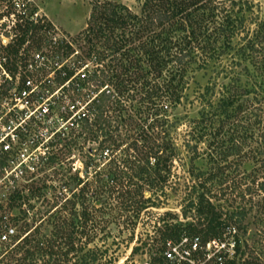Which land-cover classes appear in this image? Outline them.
Masks as SVG:
<instances>
[{
  "label": "rangeland",
  "instance_id": "rangeland-1",
  "mask_svg": "<svg viewBox=\"0 0 264 264\" xmlns=\"http://www.w3.org/2000/svg\"><path fill=\"white\" fill-rule=\"evenodd\" d=\"M21 1L29 11L39 12L55 35L64 40V47L58 52V45L52 44L51 35L39 31L34 39L37 43L26 41L32 51L67 53L66 56H69L71 52L66 50L69 46L74 53L78 52L79 60L84 62H90L96 54H102L103 58L106 52V48L101 45L103 42L95 40L93 46L88 42L90 36L85 33L93 8L91 0ZM108 2L142 16L146 0H99L101 4ZM260 2V16L264 21V0ZM251 28L256 29L254 26ZM260 34L264 40V31ZM17 35L18 38L21 36L20 30ZM253 37H256L255 34ZM256 42L263 59L264 41L256 39ZM237 43L239 40L235 39L234 44ZM89 49L93 52L87 57ZM233 54L231 52L224 61L227 72H230ZM109 60L104 61V70H108L111 64ZM196 68L193 66L188 72V86L181 102H167L169 109H159L161 113L154 119L146 111L143 113L145 108L138 100L134 102L133 112L123 113L127 115L123 120L116 117L120 116L119 106L114 113L109 114L117 121L115 127H119L113 141L121 143L118 150L106 144L109 154H112L110 165L111 159H104L103 149L95 141L96 135L79 130L72 135L73 139L56 142L52 149L54 156L41 164L37 174L28 176L26 182L10 189L4 186L5 181H1L0 216H3V227L0 228V234L5 228H13L16 230V240L14 238L8 245L0 243V264H128L140 260L143 256L141 251L145 249L141 244L147 234L153 239L156 237L158 245L164 241L161 233L156 232L158 228L164 229V224H178L186 233L193 234H198L204 228L200 226L198 220L201 217L195 211L182 216L183 211L188 210L185 208L188 201L184 199L192 193L195 197L204 196L213 207L215 218H219L222 223L216 237H221L228 227L236 229V264H264V143L260 138L264 134V81L259 84L261 80L256 79L259 73L251 66L250 75L243 71L244 66L236 68L241 86L249 85L250 89L253 83H257L256 89L246 95L250 96V105L253 107L245 104L248 111L247 108L238 111L233 114V119L226 117L224 120H213L212 113L223 112L219 110L218 104L224 96V87L237 84L230 73H220L221 67L202 71ZM158 81V85H164L161 79ZM207 88H210L209 92ZM130 104L125 101V106L129 107ZM249 108H253L252 115ZM232 109H229L230 114ZM157 118L158 123L154 122ZM249 132L254 135H248ZM165 135L178 149L170 185L166 187L171 194L169 205L143 211L139 218H135L132 212L125 210L124 201L116 199L118 193L126 195L127 189H118L113 195L110 191L103 194V181L107 180L111 186H115L113 180L118 176L112 174L118 170L116 166L122 164L120 168H123L122 161L129 164L144 162V148L150 145V137ZM131 175L135 174L126 172L124 180ZM78 179L84 181L90 195L95 192L97 195L102 194L101 204L91 198L93 200L85 207L81 200L77 203V199H74L72 204L65 207L62 199L57 200V197L59 200L60 197L70 199L73 193L78 195ZM145 190V196L149 197L151 189L146 187ZM39 193L41 197H36ZM18 194L21 199L14 202V196ZM205 205L202 203V207ZM168 212L177 218L167 217L161 221L159 216ZM73 221L80 228L79 240L74 242V248L69 241ZM82 223L84 227H80ZM73 237H77V234ZM18 244L20 251L17 253L14 248ZM134 248L141 250L132 253Z\"/></svg>",
  "mask_w": 264,
  "mask_h": 264
},
{
  "label": "trees",
  "instance_id": "trees-1",
  "mask_svg": "<svg viewBox=\"0 0 264 264\" xmlns=\"http://www.w3.org/2000/svg\"><path fill=\"white\" fill-rule=\"evenodd\" d=\"M91 1L93 8L85 33L90 36L89 43L92 44L95 40L103 42L101 45L106 48V52L103 58L102 54L94 55V63L98 67L89 81L97 87L95 92L100 89L104 91L91 103L92 121L85 120L81 131L96 135L95 141H98L103 149L104 159L108 157L110 160L112 157L106 144L113 146L115 150H118L121 144H116L118 140L113 141L119 127H115L117 121L109 115L117 110L116 107L119 106L120 110V116H116L117 119L123 120L127 117L123 113L133 112L134 102L138 100V103L145 108L143 113L146 111L147 115L151 114L154 119L161 113L159 109H169L167 102L170 104L181 102L182 94L188 86L187 78L191 67L197 66L196 69L199 71L212 68L218 70L221 67L222 72L220 73H226L227 66L224 65V61L231 52H234V59L229 65L230 72L227 73L232 75L237 86L224 87V96L218 104L219 110L223 112L212 113L211 117L213 120L216 118L224 120L223 118L226 117L233 119V114L245 111L247 108L245 104L251 106L250 96L246 95L256 89L257 83H253L250 89L249 85L241 86V78L235 70L244 66L243 71L250 75L249 66H251L256 73H259V75L256 74V79L261 80L259 84H262V80L264 81V58L260 57L256 42V39L264 41L260 34L264 31V21L260 16L262 9L260 0H146L142 16L134 15L127 8L111 2L101 4L99 0ZM252 26L256 29L252 30ZM42 30V28L29 27L21 29V36L16 45L9 50L10 55L13 57L18 55L26 41L37 43L34 40L35 34ZM235 39H238L239 43L234 44ZM241 41L243 43H240ZM63 47L64 43H60L57 51L59 52ZM66 50L73 53V49L69 46ZM92 52V49H89L87 57H90ZM109 58L111 64L107 67L108 70H104L103 63ZM164 74L165 77H163ZM158 79H161L164 85H158ZM213 90L214 88L211 91ZM209 91L210 88H207V92ZM125 101L131 103L129 107L125 106ZM163 101L165 102L162 103ZM229 109L233 110L231 114ZM249 109L252 115L253 108ZM154 122L158 123V118ZM251 127L252 125L248 128L249 131ZM94 128H96L95 131ZM251 133L249 132L248 135H254ZM260 138L264 143V134ZM71 139L73 138L68 140ZM159 140L162 141L159 142ZM144 149V162L137 161L132 164L125 161L120 162L123 163V168H120L122 164L116 166L118 170L112 174L118 176L113 180L116 182L115 186H111L107 180V183L103 181L102 184L103 194L110 191L113 195L118 189H127L126 195L118 193L116 199L124 201L125 210L132 212L135 218H139L143 211L160 209L169 205L171 194L168 193L166 187L170 185L175 159L178 158V149L166 135L157 138L150 137V145ZM112 161L111 159L108 165ZM4 164L5 160L0 158V172ZM126 172H132L135 175L124 180ZM85 186L84 181L78 179L76 188L80 193L77 195L71 192L73 194L70 199L60 197L59 200L57 197V200L62 199L65 207L72 204L74 199H77L75 201L77 203L81 200L85 207L89 206L90 201L93 200L91 198L95 199L94 202L101 204L102 194L97 195L95 192L90 195V190ZM146 187L151 189L149 197L145 196ZM41 195L39 193L36 197H41ZM193 195L192 193L184 199L188 201L185 207L188 210H184L182 216L195 211L201 217L198 220L201 223L200 226L204 228L198 234L191 232L187 234L199 235L206 239L217 238V231L222 227V223L219 218H215L214 209L204 196H197V198ZM20 199L19 194L14 196V202ZM202 203L206 204L205 207H202ZM159 217L161 221L167 217L177 218L170 212ZM2 221L3 216H0V228L3 227ZM85 222L88 223V219L85 218ZM72 223V234L69 236V241L74 248V242L79 240L80 228L74 221ZM164 225V229L158 228L156 231L161 233L164 241L178 240L186 233L178 224L166 223ZM80 227H84V224L82 223ZM76 234L77 237H73ZM152 240L154 244L157 243L156 237L153 239L147 234L146 240L142 242L143 247L146 248ZM20 244L14 248L17 253L20 251ZM140 250L141 248H134L133 253ZM233 264H236V261H233Z\"/></svg>",
  "mask_w": 264,
  "mask_h": 264
},
{
  "label": "built area",
  "instance_id": "built-area-1",
  "mask_svg": "<svg viewBox=\"0 0 264 264\" xmlns=\"http://www.w3.org/2000/svg\"><path fill=\"white\" fill-rule=\"evenodd\" d=\"M27 26L42 28L53 45L64 43L39 12L29 11L21 0H0V158L5 160L0 182L10 189L38 173L54 156L56 142L70 139L85 120L92 121L90 105L104 91L95 92L97 87L89 81L98 67L95 59L79 60L78 52H34L27 42L11 56L17 31ZM236 233L228 227L212 239L184 233L159 245L152 240L142 249V259L128 264H233L238 255ZM15 235V229L5 228L0 243L11 244Z\"/></svg>",
  "mask_w": 264,
  "mask_h": 264
}]
</instances>
